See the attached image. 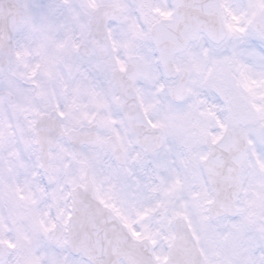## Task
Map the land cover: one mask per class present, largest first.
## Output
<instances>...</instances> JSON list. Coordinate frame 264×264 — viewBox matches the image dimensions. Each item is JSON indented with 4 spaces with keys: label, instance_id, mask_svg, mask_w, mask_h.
I'll list each match as a JSON object with an SVG mask.
<instances>
[{
    "label": "snow or ice",
    "instance_id": "obj_1",
    "mask_svg": "<svg viewBox=\"0 0 264 264\" xmlns=\"http://www.w3.org/2000/svg\"><path fill=\"white\" fill-rule=\"evenodd\" d=\"M0 264H264V0H0Z\"/></svg>",
    "mask_w": 264,
    "mask_h": 264
}]
</instances>
